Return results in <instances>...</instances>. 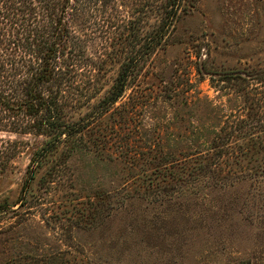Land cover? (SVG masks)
Returning <instances> with one entry per match:
<instances>
[{
    "label": "rangeland",
    "instance_id": "1",
    "mask_svg": "<svg viewBox=\"0 0 264 264\" xmlns=\"http://www.w3.org/2000/svg\"><path fill=\"white\" fill-rule=\"evenodd\" d=\"M68 1L79 131L24 192L48 137L0 131V264H264V0Z\"/></svg>",
    "mask_w": 264,
    "mask_h": 264
},
{
    "label": "trees",
    "instance_id": "2",
    "mask_svg": "<svg viewBox=\"0 0 264 264\" xmlns=\"http://www.w3.org/2000/svg\"><path fill=\"white\" fill-rule=\"evenodd\" d=\"M68 8V0H0V131L48 137L30 159L23 192L45 154L79 131L77 123L69 125L65 120L67 67L83 54L78 39L67 29ZM163 30L161 26L150 36L149 50L160 42ZM137 64L132 57L121 64L95 103L97 112L122 95ZM43 264L53 263L44 260Z\"/></svg>",
    "mask_w": 264,
    "mask_h": 264
}]
</instances>
